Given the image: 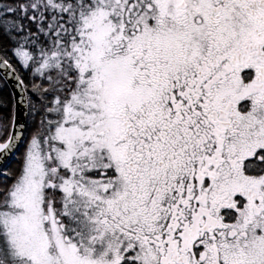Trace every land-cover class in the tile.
<instances>
[{
    "label": "snow or ice",
    "instance_id": "1",
    "mask_svg": "<svg viewBox=\"0 0 264 264\" xmlns=\"http://www.w3.org/2000/svg\"><path fill=\"white\" fill-rule=\"evenodd\" d=\"M0 264H264V0H0Z\"/></svg>",
    "mask_w": 264,
    "mask_h": 264
}]
</instances>
